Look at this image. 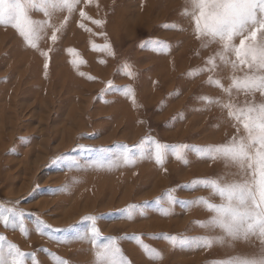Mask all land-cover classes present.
<instances>
[{
	"label": "rangeland",
	"instance_id": "1",
	"mask_svg": "<svg viewBox=\"0 0 264 264\" xmlns=\"http://www.w3.org/2000/svg\"><path fill=\"white\" fill-rule=\"evenodd\" d=\"M186 8L191 12L189 0H79L71 13L47 17L31 10V19L47 21L36 47L13 26L0 25V204L28 214L27 233L0 220V235L6 249L10 242L34 254L27 264H57V258L94 264L96 243L79 238L88 215L97 217L98 243L114 238L130 264H217L256 250L255 240L190 248L169 239L223 234L199 226L213 215L203 204H184L201 197L223 202L212 189L191 185L204 178L242 179L238 167L223 159L201 158L188 149L187 163L169 151L163 164L146 154L134 165L89 166L113 158L120 144L135 152L147 138L209 146L246 135L229 112L262 98L234 87L224 91L233 76L245 73L219 59L221 44L205 46L208 38L197 34L192 15L182 14ZM210 77L224 88L209 83ZM123 86L134 95H126ZM61 156L64 163L54 164ZM71 160L80 167L68 166ZM64 186L67 190L56 191ZM131 205L139 209L122 213ZM38 219L51 229L38 231ZM146 247L161 258H151Z\"/></svg>",
	"mask_w": 264,
	"mask_h": 264
},
{
	"label": "snow or ice",
	"instance_id": "2",
	"mask_svg": "<svg viewBox=\"0 0 264 264\" xmlns=\"http://www.w3.org/2000/svg\"><path fill=\"white\" fill-rule=\"evenodd\" d=\"M78 2L79 0H0V25L13 26L27 44L36 47V41L47 21L31 19L30 11L38 9L45 16L51 17L56 11L65 9L71 13ZM189 3L191 12L186 8L182 14L194 17L197 34L208 38L205 46L210 42L221 44V49L217 53L219 59L226 65L230 64L234 71L242 69L245 73L243 78L233 76L232 84L227 88H224L220 80H213L211 77L208 82L224 88L225 92H230L234 87L253 95L259 93L262 98L261 102L253 103L246 109L229 112L230 116L243 123L246 135L239 139L233 137L227 143L209 146L166 145L147 138L141 145L135 146V152L128 145L120 144V150L113 158H98L91 161L89 166L114 168L134 165L138 158L146 154L154 157L157 163L163 164L169 151L177 159L187 163V150L193 149L201 158H221L227 164L238 167L239 175L243 177L240 180L226 182L225 177L221 176L191 182L192 186L212 189L213 194L222 198V203L215 204L204 197L184 202L186 206L203 204L213 215L206 221L198 222L199 226L219 229L223 234L215 237H169V239L174 240L179 246L190 248L211 246L213 243L223 244L226 240H242L246 243L255 240L258 246L253 245L256 249L254 252L236 255L217 264H264V0H189ZM80 15L84 16L85 13L81 11ZM94 23L101 24L102 21H94ZM164 27L177 26L166 24ZM236 37H241L238 44L234 42ZM56 38L54 34L52 39L55 41ZM161 43L155 42L157 46ZM163 43L165 48L169 47L166 42ZM104 47L110 51V45ZM43 54L47 55V53ZM233 55L235 59H230ZM208 62L212 68L216 67L215 57H210ZM72 63L75 65L77 61L73 60ZM47 66L45 64V68ZM203 70H211V68L200 69ZM128 74H131L130 71ZM123 87L127 88L126 95H134L130 86ZM109 88L119 90L118 86L112 83L109 84ZM204 99L212 102L210 97ZM225 107L231 109L232 105ZM145 144L149 147L145 148ZM101 151L105 150L101 149ZM64 159V156H61L53 163H64ZM68 166L80 167L75 160L69 161ZM63 190H67V186L56 191ZM166 195L171 199V192ZM155 202L159 204L160 198ZM138 209L139 206L131 205L121 211L125 215H131ZM26 215L28 214L22 209L0 204V220H3L5 226L13 229L19 226L27 233L28 229L24 226ZM83 220L87 222L88 228L79 238L96 243L94 264H130L122 250L111 242L114 238H105L109 241L106 244L98 243L100 233L96 225L97 217L88 215ZM36 229L43 234L51 229V226L38 219ZM5 240L6 238L0 235V264H27L28 256L35 259L33 253H25L13 243L9 242L6 249ZM146 251L153 259L161 258V254L151 247H146ZM57 264H70V262L57 258Z\"/></svg>",
	"mask_w": 264,
	"mask_h": 264
}]
</instances>
